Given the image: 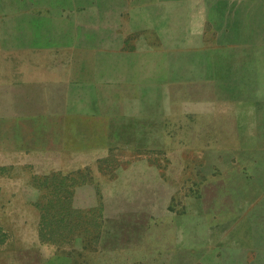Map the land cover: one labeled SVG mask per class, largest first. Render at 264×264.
<instances>
[{"label": "rangeland", "instance_id": "1", "mask_svg": "<svg viewBox=\"0 0 264 264\" xmlns=\"http://www.w3.org/2000/svg\"><path fill=\"white\" fill-rule=\"evenodd\" d=\"M179 36L194 83L175 139L95 176L3 170L0 264H264V0L210 2Z\"/></svg>", "mask_w": 264, "mask_h": 264}, {"label": "crops", "instance_id": "2", "mask_svg": "<svg viewBox=\"0 0 264 264\" xmlns=\"http://www.w3.org/2000/svg\"><path fill=\"white\" fill-rule=\"evenodd\" d=\"M219 1L242 0H0V176H95L175 139L194 83L179 34Z\"/></svg>", "mask_w": 264, "mask_h": 264}]
</instances>
